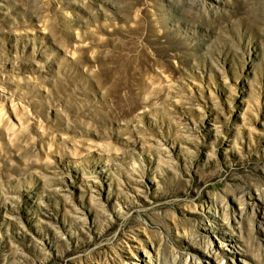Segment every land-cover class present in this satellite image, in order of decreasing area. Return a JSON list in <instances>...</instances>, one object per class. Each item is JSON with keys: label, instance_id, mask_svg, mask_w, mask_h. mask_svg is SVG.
Returning <instances> with one entry per match:
<instances>
[{"label": "rangeland", "instance_id": "1", "mask_svg": "<svg viewBox=\"0 0 264 264\" xmlns=\"http://www.w3.org/2000/svg\"><path fill=\"white\" fill-rule=\"evenodd\" d=\"M0 264H264V0H0Z\"/></svg>", "mask_w": 264, "mask_h": 264}]
</instances>
